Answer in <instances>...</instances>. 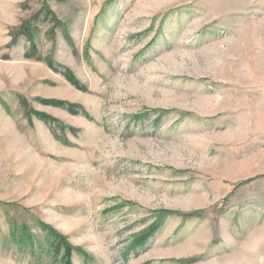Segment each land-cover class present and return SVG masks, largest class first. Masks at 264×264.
I'll return each mask as SVG.
<instances>
[{
	"label": "rangeland",
	"instance_id": "rangeland-1",
	"mask_svg": "<svg viewBox=\"0 0 264 264\" xmlns=\"http://www.w3.org/2000/svg\"><path fill=\"white\" fill-rule=\"evenodd\" d=\"M0 264H264V0H0Z\"/></svg>",
	"mask_w": 264,
	"mask_h": 264
}]
</instances>
